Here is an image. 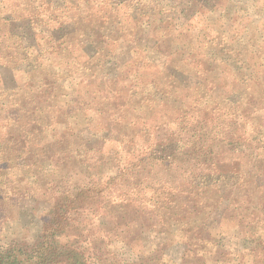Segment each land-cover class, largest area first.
Here are the masks:
<instances>
[{
  "label": "trees",
  "instance_id": "trees-1",
  "mask_svg": "<svg viewBox=\"0 0 264 264\" xmlns=\"http://www.w3.org/2000/svg\"><path fill=\"white\" fill-rule=\"evenodd\" d=\"M10 160L56 230L133 225L137 264H264V0H0ZM44 235L0 264H51Z\"/></svg>",
  "mask_w": 264,
  "mask_h": 264
},
{
  "label": "rangeland",
  "instance_id": "rangeland-1",
  "mask_svg": "<svg viewBox=\"0 0 264 264\" xmlns=\"http://www.w3.org/2000/svg\"><path fill=\"white\" fill-rule=\"evenodd\" d=\"M124 145L128 148L131 146ZM31 163L33 161L28 160L25 165L30 166ZM22 177L24 175L20 172L11 171V160L0 165V261L10 251V255L16 257L13 253L17 252V248L27 253L41 251V236L44 234L51 235V240H55L49 247L54 252L51 264H70L77 258V254L84 255L92 264H137L139 257L146 256L152 250L145 241L133 242V237H130V233L136 229L133 225L130 229L117 226L109 230L103 226L96 227L94 219H85L82 214L80 217L75 215L76 219L68 221V226L62 230H56V224H60V221H49L52 214H49L47 194L44 195L43 188L39 185L29 186ZM45 181L47 182L46 179ZM106 202L107 200L95 207L96 215L104 213L98 208H106ZM120 210L123 211L124 208ZM161 218V221H165ZM116 219L117 216H111V221H117ZM137 221L141 220L138 218ZM84 227L85 234L79 235Z\"/></svg>",
  "mask_w": 264,
  "mask_h": 264
}]
</instances>
